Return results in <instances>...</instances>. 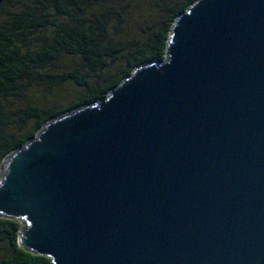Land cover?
Listing matches in <instances>:
<instances>
[{
    "label": "water",
    "instance_id": "1",
    "mask_svg": "<svg viewBox=\"0 0 264 264\" xmlns=\"http://www.w3.org/2000/svg\"><path fill=\"white\" fill-rule=\"evenodd\" d=\"M0 217L49 264H264V0H196L163 61L51 118Z\"/></svg>",
    "mask_w": 264,
    "mask_h": 264
},
{
    "label": "trees",
    "instance_id": "2",
    "mask_svg": "<svg viewBox=\"0 0 264 264\" xmlns=\"http://www.w3.org/2000/svg\"><path fill=\"white\" fill-rule=\"evenodd\" d=\"M195 1L3 0L0 169L51 118L105 98L140 65L163 61L174 20ZM21 227L0 217V264H49L20 247Z\"/></svg>",
    "mask_w": 264,
    "mask_h": 264
},
{
    "label": "rangeland",
    "instance_id": "3",
    "mask_svg": "<svg viewBox=\"0 0 264 264\" xmlns=\"http://www.w3.org/2000/svg\"><path fill=\"white\" fill-rule=\"evenodd\" d=\"M153 14V13H152ZM150 21H153V20H150ZM55 93H57V90H56V92ZM1 252V251H0Z\"/></svg>",
    "mask_w": 264,
    "mask_h": 264
},
{
    "label": "bare ground",
    "instance_id": "4",
    "mask_svg": "<svg viewBox=\"0 0 264 264\" xmlns=\"http://www.w3.org/2000/svg\"><path fill=\"white\" fill-rule=\"evenodd\" d=\"M168 41H169V39H168Z\"/></svg>",
    "mask_w": 264,
    "mask_h": 264
}]
</instances>
